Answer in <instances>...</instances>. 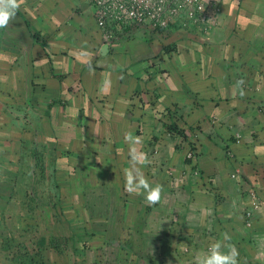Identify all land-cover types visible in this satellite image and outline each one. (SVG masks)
<instances>
[{
  "label": "crops",
  "instance_id": "crops-1",
  "mask_svg": "<svg viewBox=\"0 0 264 264\" xmlns=\"http://www.w3.org/2000/svg\"><path fill=\"white\" fill-rule=\"evenodd\" d=\"M221 1L206 33L106 42L91 0H20L0 29V264H88L92 239L113 264H200L217 242L264 264V0Z\"/></svg>",
  "mask_w": 264,
  "mask_h": 264
},
{
  "label": "built area",
  "instance_id": "built-area-1",
  "mask_svg": "<svg viewBox=\"0 0 264 264\" xmlns=\"http://www.w3.org/2000/svg\"><path fill=\"white\" fill-rule=\"evenodd\" d=\"M96 10V21L106 42L113 39L114 30L123 28L151 29L155 33L170 26L195 28L203 33L219 24L221 0H91ZM195 154L189 150L188 160ZM235 177V176H234ZM251 209L245 212V222L250 225L254 212L262 203L251 194Z\"/></svg>",
  "mask_w": 264,
  "mask_h": 264
},
{
  "label": "clouds",
  "instance_id": "clouds-1",
  "mask_svg": "<svg viewBox=\"0 0 264 264\" xmlns=\"http://www.w3.org/2000/svg\"><path fill=\"white\" fill-rule=\"evenodd\" d=\"M19 7L20 0H0V29L8 27L15 20ZM141 187L146 190L145 199L149 203L157 202L161 198L163 190L161 185L152 187L142 176L129 179V191ZM224 239L228 237L225 235ZM237 256L238 253L234 246L225 251L223 245L217 242L210 245L207 253L200 260V264H237Z\"/></svg>",
  "mask_w": 264,
  "mask_h": 264
},
{
  "label": "rangeland",
  "instance_id": "rangeland-1",
  "mask_svg": "<svg viewBox=\"0 0 264 264\" xmlns=\"http://www.w3.org/2000/svg\"><path fill=\"white\" fill-rule=\"evenodd\" d=\"M118 32H120L121 34L123 33L122 35L124 36V40L125 39H127V40L128 39H135L137 37L138 38L139 37H143L142 39H144V41H146V42H153V41L155 42L157 40L156 33L154 31H152L151 29H144V28H141V27H138V28H126V29L124 28L123 30L118 31ZM84 247H85L86 250H90L91 251L92 247L97 248L98 245L92 239V240H90L89 243L84 244L83 248ZM105 248L110 249L112 247L110 245H105ZM74 249H75V252H76L77 251L76 248H74ZM90 251L88 253V262H89L88 264H97L98 260L99 261H103V259H104V261L106 263L108 261L110 263H112L113 260H115L114 257H112V256H109V257L105 256L104 258L101 257V259H100L99 256H97V251H95V252H92V251L90 252ZM127 259H129V257ZM75 260H76V264L80 263V261L78 259V256L76 257Z\"/></svg>",
  "mask_w": 264,
  "mask_h": 264
}]
</instances>
